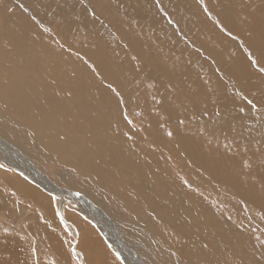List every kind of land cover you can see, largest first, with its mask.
<instances>
[{"label": "rangeland", "instance_id": "rangeland-1", "mask_svg": "<svg viewBox=\"0 0 264 264\" xmlns=\"http://www.w3.org/2000/svg\"><path fill=\"white\" fill-rule=\"evenodd\" d=\"M136 1L143 9L139 12V17L136 16L138 19H130L131 26L128 25L130 28L121 23L120 20L111 21L115 29L119 31V34L116 35V38L119 40L109 38V40H107L109 42L107 51L101 57L96 58L94 51L103 47L100 41H106L107 37L104 36L105 33L103 29L94 27L89 34H86L88 29L83 28L81 25L73 29L69 23L66 24L65 20H71V18L75 21L88 20L87 23H90L91 26H99L101 23L99 19H103L107 21V26L114 29L110 22L106 20L109 17L108 14L116 16L118 13L121 15L120 18H126L125 15L130 17L126 12L120 13L115 9L109 11L100 10L99 6L101 5V0H0V39L2 40H0V94L3 93L1 94L2 96L0 95V137L10 144L17 145L22 152L36 163L33 165L44 174L48 180H51L57 185L58 188L73 192L78 191L77 193L84 194L85 198L88 197L86 199L96 209L105 214L107 221L103 220V222L105 223L106 230L110 237L112 239L117 237L120 239L121 237V240L123 239L122 241L125 243L122 244L120 242L117 247L118 251H115L110 242V237L105 235L98 225H96L94 218L95 214L93 213L94 216H92L90 211H88V215L87 212H84L83 205L85 204L69 196L65 197V201H63L62 205L63 207H60L59 203H62L61 197L45 191L26 174L12 167L10 168V166L1 162L0 164H2L3 167L0 168V264H28L29 262L33 264H135L134 261H144L143 259L146 258L145 262L148 264H201V261L202 264H207L203 261L204 259H197L198 249H196L191 239L188 240L190 241L189 245L186 242V238L183 237L177 229L164 223V221L158 220V212H160V210H166L167 206L162 205L163 208L159 210H156L153 206L161 203V200L163 202L169 201L172 206L175 204L174 210L171 212L172 216H176L177 214L180 216H191L192 214L182 212L178 206L180 203H189L193 201V198H182V196L177 193V186L180 187L184 184L182 188L189 194L200 193L199 195L203 197L207 204L217 213L216 215H218L215 219H211L210 222H214L216 226L209 230V234H207L208 237L214 241L212 243H203L205 248H209V246L215 245L214 243L218 242V239H222V241L224 240L226 242V247L221 246V248L218 247L217 249L218 264H238L240 261L245 260L239 255L244 257L246 251H238L240 243H236L232 240L230 236L232 229L226 226L228 224L226 221H229L237 228H242L249 232L245 233V235L251 237V251L256 250L257 252H264V86H262L264 85V59L259 60L261 55L260 50L256 51V53L246 46H255L259 44L258 41L260 36H258L257 30L250 25V22L262 20L264 24V0H237V8H241L239 10L240 13H238L239 22L241 23V21L244 20L243 22L249 23V27L246 30L248 34L246 32V35L241 38V42L245 44L243 47L244 50L242 47H239L242 49L244 57H246L245 63L249 65L240 62H236L235 64L233 59H231L232 54H237L239 50L236 46L229 48L226 44L227 34L225 31L229 30L230 33L235 31L233 21L226 11L233 5L231 0ZM94 2H96L93 6L94 9L92 8L94 11H91V9L87 10L86 6H92ZM222 2L223 6L221 5ZM62 4L64 13L71 14L67 16L58 12V8L61 7ZM135 5L137 6V4ZM210 5L211 7H209ZM166 6H168V9ZM43 9L46 10L44 11ZM79 9L83 10L81 11ZM166 9L168 11L173 9V13H168L167 15L171 22L165 18V15L164 18L161 16L162 14H166ZM190 11L193 12L191 13ZM196 11L200 15L199 17H195ZM214 12L217 14L216 17H213L215 16ZM193 14L194 17L192 18ZM202 14L203 16H201ZM240 14L241 16H239ZM70 15L72 17H70ZM180 15H184L185 19H183V17H176ZM148 16L150 18H148ZM94 18H98V20ZM90 19L94 21L91 22ZM211 19L216 27L212 24ZM224 19L226 21L223 23ZM26 20L27 23L25 22ZM218 20L220 21L218 22ZM198 21H200V23ZM41 22L42 24L39 25ZM181 22L182 24H180ZM157 23L160 28H157L159 27ZM169 24L170 27H168ZM199 25L200 27H198ZM132 27L137 30L140 29L141 35L139 31L135 32L136 34H130L129 32L132 30ZM162 27H165L163 31ZM213 27L214 30H211ZM149 28H152L150 34L147 32L150 30ZM217 28L222 29L218 30ZM33 30L38 33H35ZM116 30H113L114 33H117ZM187 30L188 32H186ZM199 30L200 32H198ZM206 30L209 31L208 34ZM22 31L27 35L19 33ZM177 31H180V34ZM203 32H205V34ZM8 33L11 35L12 42L8 39ZM122 34H124V36ZM138 34L142 37H139ZM145 35L147 37H145ZM211 35L212 37L210 38ZM173 36H176L177 39ZM144 37L147 41L144 40ZM170 37H172V39H170ZM256 37L259 38L256 39ZM26 38V41H22ZM193 40L196 41L192 42ZM27 42H29V44ZM125 42L129 45H125ZM263 45L264 42L260 43L257 49ZM141 49L143 53L140 51ZM192 49L194 51L199 50L194 52ZM162 50L163 52H161ZM16 52H18L17 55ZM198 52L203 59L199 56ZM130 54L131 57L129 56ZM146 56L149 58L151 56L155 59L150 58L149 60ZM253 56H257L254 64L251 63ZM29 58H34V60H29ZM178 59L180 61H178ZM184 59L186 62H183ZM37 61L40 62L37 63ZM149 61H153V63ZM198 61L200 63H198ZM154 62L158 64H154ZM36 63L39 66L36 65ZM45 63H47L46 65L48 68ZM62 64L64 67H62ZM194 64L199 65L195 66ZM43 66L45 68H40ZM58 66L59 69L57 68ZM258 66L259 68L257 69L256 67ZM156 69L158 71L157 73ZM250 69L251 72L249 74ZM171 70L174 71L172 72ZM254 70L261 73V79L258 80V74H256ZM1 73L3 76H1ZM82 73H86L88 76L85 77L86 80L83 79L80 81L77 78ZM161 76H164V78ZM154 77L156 79H154ZM32 78L37 79V81ZM161 79H163V81H161ZM211 81H214L213 85ZM216 81L217 84L215 83ZM255 81L257 83L259 82L258 84L261 86ZM33 84H35V86ZM225 84L226 87L224 86ZM77 86H79V89ZM185 86H188V88ZM71 87L72 89H70ZM206 87L210 88L208 89ZM238 87H240V89ZM29 88L32 89L30 90ZM170 89H172V91ZM202 89L204 90L203 92ZM175 90L178 91L176 92ZM182 90H184V92ZM162 91H164V93ZM173 96L176 99H172ZM182 97L185 98V100ZM247 98L250 99L248 100ZM195 100L196 102H194ZM250 100L258 104H256V108H260V111H257L255 115L253 113L249 114L248 110H244L251 104ZM235 103H237V105ZM259 103L262 105H259ZM157 104L160 105V108ZM50 106H52L53 109H51ZM160 109L161 111H159ZM153 111L154 113H151ZM243 111H246L247 115H242L241 112ZM227 117H229V119ZM101 130L103 131L101 132ZM122 130L124 132H122ZM125 131L128 132L126 133ZM41 132L42 134H40ZM133 133H136V135ZM121 135L123 136L121 137ZM137 135H139V137ZM186 136L188 138L185 139ZM127 137L133 138L130 139ZM157 137L160 138V141ZM178 137H181V139ZM154 138L156 140L158 139L157 142ZM188 141L190 143H188ZM132 142L136 144H132ZM41 143L43 145H40ZM175 143H177L178 146L175 145ZM136 146L137 149L134 148ZM190 147L192 148L191 151L196 148L199 149L194 151L196 155L193 151H190ZM149 148H151L150 151L148 150ZM176 148H178V151ZM173 150L176 151L174 152ZM153 151H157V154ZM165 152L167 153L166 155H168L167 157L164 156ZM183 152H186L185 155ZM193 157L198 161H195ZM153 161H158L160 164L164 162L162 165L163 168L167 169L165 171L166 177L168 179L173 178V180H168L165 177L161 178H164L166 182L174 181L177 183V186H174L176 188V195H172V192H170L171 190L168 191L165 189L167 185H161V189L156 191V194L153 195L149 193L153 201L146 200V191L152 188L151 185L156 182L157 178H160L158 170L162 165H158ZM189 164H192V166ZM205 167H208L209 173L206 172L204 169ZM125 168H128V170ZM183 169L185 172H182ZM125 170H127V172ZM170 174L175 175V178L179 181L176 180L174 176H169ZM126 175L129 178H127ZM215 175L221 176V180L215 178ZM193 183L195 184L193 185ZM142 184L147 185V187ZM131 189L133 190L131 191ZM171 189H173V187ZM163 191H165V193ZM142 194L143 196H141ZM122 196L124 198H122ZM173 196H175V199ZM173 200H176L177 203H174ZM258 202L259 205L257 204ZM43 205H45V207ZM135 209H137L138 212ZM154 216L157 220H154L156 219ZM221 217L224 223L219 220ZM99 218L101 217L99 216ZM198 223L201 224V222ZM207 223L208 222L202 223L203 227L205 225L207 226ZM75 224L77 225L75 226ZM148 225L153 226V230ZM167 226L169 227L167 228ZM174 230L176 231L175 233ZM194 230H196V232L200 231V229ZM165 231L169 232L166 233ZM87 237H90L88 242L91 243L92 239L96 243V246L97 243H99V246L95 247L94 250L90 248V244L85 240ZM160 237L163 239L166 237L164 239V245H160L162 243ZM203 238L207 240V237ZM138 239L139 242L137 241ZM114 240L115 239H113V241ZM16 249H18V257L16 256ZM84 249H86V252ZM169 249H172V251H169ZM208 253H211V250L208 249ZM176 254L178 256H175ZM97 256L99 258H97ZM120 256L127 259L130 263H125ZM137 256H140V258ZM188 258L192 260L189 262L187 261ZM194 258H196L197 261H195ZM206 261H209V258ZM213 261L215 262L216 260L214 258L210 260V262ZM248 262L250 264L254 263L251 259L248 260Z\"/></svg>", "mask_w": 264, "mask_h": 264}, {"label": "bare ground", "instance_id": "bare-ground-1", "mask_svg": "<svg viewBox=\"0 0 264 264\" xmlns=\"http://www.w3.org/2000/svg\"><path fill=\"white\" fill-rule=\"evenodd\" d=\"M95 1V0H94ZM142 1H144V0H142ZM141 1V2H142ZM148 1V0H147ZM247 1V0H246ZM52 2V1H51ZM97 2V1H96ZM96 2H94V3H92V6H86V9L87 10H90L91 9V11H94L93 9V6H94V4L96 3ZM140 2V3H141ZM152 2V1H151ZM194 2V1H193ZM196 2V1H195ZM203 2V1H202ZM231 2L233 3V5H232V7L231 8H229V9H227L226 11L229 13V15H230V17H231V20L233 21V27H234V32L233 33H230L229 32V30L228 31H225V33L227 34V36H226V38H227V40H226V44L228 45V47L229 48H233V47H237V49L239 50V52L236 54V53H233L232 54V58L231 59H233V61L235 62V64H236V62H240V63H242V64H246V65H249L248 63H245V61H246V57H244V54H243V52H242V49H243V47L245 46V44L244 43H242L241 42V38H242V36H245L246 35V32H247V34H248V31H246L247 30V28L249 27L248 26V22L246 23V22H243V21H241V23L239 22V20H238V13H240V9L239 8H237L238 6H237V0H231ZM260 2H262V1H260ZM62 3V2H61ZM185 3V2H184ZM197 3V2H196ZM218 3V2H217ZM229 3H230V1H229ZM135 4H137V6L135 5ZM150 4H152V3H150ZM149 4V5H150ZM198 4V3H197ZM223 4V2L221 3V5ZM239 4V3H238ZM146 5V4H145ZM207 5V4H206ZM209 5V4H208ZM228 5V4H227ZM261 5V4H260ZM264 5V4H263ZM148 6V5H147ZM152 6V5H151ZM157 6V5H156ZM184 6V5H183ZM198 6V5H197ZM223 6V5H222ZM249 6V5H248ZM251 6V5H250ZM17 7V6H16ZM100 7V10H104V11H109V10H111V9H115L116 11H118V12H120V13H124V12H126L130 17H128V16H126L125 15V17L126 18H120V16L121 15H119L118 13H117V15L116 16H114V15H112V14H108L109 15V17H108V19H106V20H108L109 22H110V24H111V26H113V28L114 29H112L110 26H107L106 24H107V21H104L103 19H99L100 21H101V23H100V25L99 26H91L90 25V23H87V21L88 20H79V21H75V20H72L73 18H71V20H65L66 21V24L67 23H69L70 25H71V28H73L74 29V27H77L78 25H81V26H83V28H85V29H88L87 30V33L86 34H89L93 29H94V27H96L97 29H103V31H104V36H107L106 37V41H100V44H102V48H100V49H98V50H96V51H94V53H95V55H96V58H99V57H101L106 51H107V49H108V46H109V42L107 41V40H109V38H113L114 40H117L118 38H116V35H118L119 34V31H117L116 29H115V27H114V24L113 23H111V21H113V20H120L121 21V23H123L124 25H130L131 26V22H130V19L132 20H134L135 18L136 19H138L136 16H138L139 15V12L141 11V9H142V6H140L139 5V3L136 1V0H101V5L99 6ZM209 7H211V5L209 6ZM58 8V7H57ZM78 8H79V6H78ZM93 8V9H92ZM148 8V7H147ZM146 8V9H147ZM166 8L168 9V6H166ZM187 8V7H186ZM192 9H194L193 7H191ZM198 8H199V6H198ZM253 8H255V7H253ZM26 9V8H25ZM166 9V14H162L161 16L164 18V15H165V18L168 20V21H170V18L169 17H167V15H168V13H173V9H171V10H167ZM191 9V10H192ZM210 9V8H209ZM208 9V10H209ZM256 9V8H255ZM262 9V8H261ZM30 10V9H29ZM44 10V9H43ZM46 10V9H45ZM44 10V11H45ZM79 10H83V9H79ZM143 10V9H142ZM158 10V9H157ZM196 10H197V8H196ZM203 10V9H202ZM214 10V9H213ZM264 10V9H263ZM41 11V10H40ZM193 11H195V10H193ZM192 11V12H193ZM216 11V10H215ZM58 12H60V14H63V15H67L68 16V14H71V13H64V11H63V4H62V6L61 7H59L58 8ZM111 12H113V11H111ZM152 12V11H151ZM155 12V11H154ZM162 12V11H161ZM191 12V11H190ZM191 12V13H192ZM204 12V11H203ZM213 12V11H212ZM241 12H242V10H241ZM115 13V12H114ZM208 13H209V11H208ZM215 13V12H214ZM255 13V12H254ZM146 14V13H145ZM151 14V13H150ZM220 14H222V13H220ZM219 14V15H220ZM245 14V13H244ZM248 14V13H247ZM6 15V14H5ZM40 15V14H39ZM192 15V14H191ZM216 13H215V16H213V17H216ZM224 15V14H223ZM1 16V15H0ZM13 16V15H12ZM24 16V15H23ZM66 16V17H67ZM152 16V15H151ZM200 15L198 14V12L196 11L195 12V17H199ZM201 16H203V14L201 15ZM239 16H241V14L239 15ZM26 17V16H25ZM48 17V16H47ZM70 17H72L71 15H70ZM139 17V16H138ZM161 17V18H162ZM176 17H183V19H185L184 18V15H180V16H176ZM194 17V14H193V16H192V18ZM221 17V16H220ZM219 17V18H220ZM229 17V18H230ZM258 17V16H257ZM19 18V17H18ZM22 18V17H21ZM49 18V17H48ZM148 18H150L149 16H148ZM222 18V17H221ZM220 18V19H221ZM228 18V19H229ZM244 18V17H243ZM95 20H98V18H94ZM151 19H152V17H151ZM213 19V18H212ZM211 19V20H212ZM226 19V18H225ZM224 19V21H223V23L226 21ZM240 19V18H239ZM249 19V18H248ZM16 20V19H15ZM127 20V21H126ZM147 20V19H146ZM159 20H160V18H159ZM202 20V19H201ZM205 20V19H204ZM17 21H18V19H17ZM22 21V20H21ZM30 21V20H29ZM29 21H28V23H29ZM90 21L92 22V21H94L93 19H90ZM147 21H149V20H147ZM146 21V22H147ZM220 20H218V22H219ZM22 22H24V21H22ZM26 23H27V20L25 21ZM40 22V21H39ZM50 22H52V21H50ZM133 22V21H132ZM153 22V21H152ZM157 22V21H156ZM171 22V21H170ZM169 22V23H170ZM188 22V21H187ZM199 23H200V21H198ZM203 22V21H202ZM209 22V21H208ZM249 22H250V20H249ZM10 23V22H9ZM21 23V22H20ZM25 23V24H26ZM65 23V22H64ZM160 23H161V20H160ZM163 23V22H162ZM168 23V22H167ZM190 23V22H189ZM195 23V22H194ZM214 22H213V20H212V24H213ZM216 23H217V21H216ZM222 23V24H223ZM25 24H23V25H25ZM31 24V23H30ZM36 24V23H35ZM42 24V22L39 24V25H41ZM53 24V23H52ZM158 24V23H157ZM180 24H182V22L180 23ZM184 24V23H183ZM196 24V23H195ZM204 24V23H203ZM206 24V23H205ZM18 25V24H17ZM22 25V26H23ZM27 25V24H26ZM136 25V24H135ZM150 25V24H149ZM210 25V24H209ZM214 25V24H213ZM224 25V24H223ZM222 25V26H223ZM250 25H252L253 26V28L254 29H256L257 30V34H258V36H260V39H259V44L260 43H262V42H264V24H263V22H262V20H259V21H251L250 22ZM138 26V25H137ZM142 26V25H141ZM157 26H159V24L157 25ZM196 26H197V24H196ZM201 26H203V25H201ZM207 26H208V23H207ZM212 26V25H211ZM215 26V25H214ZM226 26V25H225ZM2 27H4V26H2ZM16 27V26H15ZM29 27H30V25H29ZM32 27V26H31ZM68 27V26H67ZM110 27V28H109ZM129 27V26H128ZM127 27V28H128ZM135 27V26H134ZM139 27V26H138ZM152 27V26H151ZM168 27H170V24H169V26ZM198 27H200V25L198 26ZM210 27V26H209ZM216 27V26H215ZM219 27V26H218ZM229 27H230V23H229ZM232 27V28H233ZM25 28V27H24ZM24 28H21V29H24ZM27 28V27H26ZM130 28V27H129ZM139 28H141V27H139ZM157 28H160V26L159 27H157ZM165 28V27H164ZM163 27H162V31H163V29H164ZM172 28V27H171ZM197 28V27H196ZM204 28V27H203ZM208 28V27H207ZM231 28V29H232ZM20 29V28H19ZM146 29H147V26H146ZM150 29V28H149ZM152 29V28H151ZM149 30V31H147L149 34H150V32L152 31V30ZM156 29V28H155ZM188 29V28H187ZM205 29V28H204ZM218 29V28H217ZM220 29H222V28H220ZM220 29H218V30H220ZM113 30H116L117 31V33H114V31ZM123 30V29H122ZM127 30V29H126ZM125 30V31H126ZM140 30V29H139ZM139 30H137L136 28H133L132 27V30L129 32L130 34H136L135 32H138ZM148 30V29H147ZM161 30V29H160ZM159 30V31H160ZM211 30H214V27H213V29H211ZM210 30V31H211ZM233 30V29H232ZM232 30H230V31H232ZM24 31H26V30H24ZM34 31V30H33ZM121 31V30H120ZM155 31V30H154ZM167 31V30H166ZM169 31V30H168ZM176 31V30H175ZM180 31H181V29H180ZM180 31L178 32L179 34H180ZM189 31H190V29H189ZM207 31V34H208V30H206ZM250 31V30H249ZM255 31V30H254ZM28 32V31H27ZM35 32V31H34ZM37 32V31H36ZM35 32V33H36ZM124 32V31H123ZM122 32V33H123ZM127 32V31H126ZM140 32V31H139ZM170 32V31H169ZM186 32H188V30L186 31ZM198 32H200V30L198 31ZM211 32H213V31H211ZM19 33H22V34H25V33H23V31L22 32H19ZM29 33V32H28ZM38 33V32H37ZM128 33V32H127ZM173 34H175L174 32H172ZM191 33V32H190ZM189 33V34H190ZM202 33V32H201ZM204 34H205V32H203ZM213 33H215V32H213ZM63 34V33H62ZM69 34V33H68ZM107 34V35H106ZM129 34V35H130ZM140 35H141V32L139 33ZM138 34V35H139ZM164 34V33H163ZM179 34H177V35H179ZM182 34V33H181ZM184 34V33H183ZM188 34V35H189ZM210 34V33H209ZM217 34H218V32H217ZM220 34H222V33H220ZM21 35V34H20ZM25 35H27V34H25ZM38 35V34H37ZM42 35V34H41ZM123 36H124V34H122ZM139 35V37H142V36H140ZM146 35H148V34H146ZM145 35V37H147ZM166 35H168V34H166ZM186 35V34H185ZM213 35H215V34H213ZM254 35V34H253ZM22 36V35H21ZM163 36V35H162ZM14 37V36H13ZM25 37V36H24ZM134 37H136V36H134ZM133 37V38H134ZM145 37H144V40H146L147 41V39H145ZM168 37V36H167ZM174 37V36H173ZM181 37V36H180ZM183 37H184V35H183ZM198 37V36H197ZM208 37V36H207ZM212 37V35L210 36V38ZM220 37H221V35H220ZM225 37V36H224ZM4 38V37H3ZM15 38V37H14ZM20 38V37H19ZM18 38V39H19ZM128 38V37H127ZM160 38V37H159ZM165 38V37H164ZM174 38H176V36L174 37ZM209 38V39H210ZM217 38V37H216ZM247 38V37H246ZM259 38V37H258ZM257 37H256V39H258ZM8 39H9V41L10 42H12V40H11V35L8 33ZM24 39V38H23ZM30 39V38H29ZM37 39V38H36ZM35 39V40H36ZM138 39H141V38H138ZM149 39V38H148ZM169 39V38H168ZM170 39H172V37H170ZM177 39V38H176ZM192 39V38H191ZM190 39V40H191ZM193 39H194V37H193ZM201 39V38H200ZM200 39H198V40H200ZM224 39V38H223ZM252 39H254V38H252ZM1 40V39H0ZM15 40H16V38H15ZM27 40V38L25 39V40H22V41H26ZM31 40V39H30ZM34 40V41H35ZM39 40V39H38ZM37 40V41H38ZM119 40V39H118ZM124 40V39H123ZM141 40H143V39H141ZM160 40V39H159ZM183 40V39H182ZM211 40V39H210ZM213 40V39H212ZM221 40V39H220ZM2 41V40H1ZM21 41V40H20ZM32 41V40H31ZM135 41V40H134ZM138 41V40H137ZM164 41V40H163ZM180 41V40H179ZM196 41V40H195ZM194 40L192 41V42H195ZM201 41V40H200ZM199 41V42H200ZM15 42V41H14ZM168 42V41H167ZM171 42V41H170ZM178 42V41H177ZM181 42V41H180ZM189 42H191V41H189ZM205 42V41H204ZM218 42V41H217ZM216 42V43H217ZM221 42H224V41H221ZM249 42V41H248ZM253 42V41H252ZM18 43V42H17ZM24 43V42H23ZM22 43V44H23ZM28 44H29V42H27ZM33 43V42H32ZM187 43V42H186ZM185 43V44H186ZM201 43V42H200ZM200 43H199V45H200ZM219 43V42H218ZM225 43V42H224ZM254 43V42H253ZM1 44V43H0ZM19 44V43H18ZM44 44V43H43ZM46 44V43H45ZM127 44V42H125V45ZM131 44V43H130ZM147 44V43H146ZM169 44V43H168ZM194 44V43H193ZM201 44H203V43H201ZM255 44V43H254ZM258 44V45H259ZM8 45V44H7ZM11 45V44H10ZM129 44H127V46H128ZM144 45V44H143ZM149 45V44H148ZM158 45V44H157ZM156 45V46H157ZM160 45V44H159ZM171 45V44H170ZM169 45V46H170ZM179 45H180V43H179ZM178 45V46H179ZM189 45V44H188ZM188 45H186V46H188ZM192 45V44H191ZM205 45V44H204ZM220 45V44H219ZM223 45H225V44H223ZM258 45H253V46H250V45H246V46H248L253 52H256V51H261V55H260V58H259V60H262V59H264V45L263 46H260L258 49H257V46ZM34 46V45H33ZM78 46V45H77ZM147 46V45H146ZM155 46V47H156ZM164 46V45H163ZM197 46V45H196ZM201 46V45H200ZM221 46H222V44H221ZM36 47V46H35ZM150 47V46H149ZM154 47V48H155ZM165 47V46H164ZM173 47H174V45H173ZM176 47H177V45H176ZM191 47V46H190ZM205 47H206V45H205ZM239 47H242V49H240ZM28 48H29V46H28ZM31 48H33V47H31ZM42 48V47H41ZM141 48V47H140ZM153 48V49H154ZM166 48V47H165ZM178 48V47H177ZM181 48H182V46H181ZM189 48V47H188ZM194 48V47H193ZM220 48V47H219ZM127 49H128V47H127ZM168 49V48H167ZM173 49V48H172ZM175 49V48H174ZM200 49V48H199ZM198 49V50H199ZM203 49H205V48H203ZM221 49V48H220ZM222 49H223V47H222ZM246 49H247V47H246ZM3 50V49H2ZM7 50V49H6ZM18 50V49H17ZM22 50V49H21ZM30 50H32V49H30ZM35 50V49H34ZM37 50V49H36ZM40 50H42V49H40ZM40 50H39V52H40ZM152 50V49H151ZM164 50V49H163ZM163 50L161 51V52H163ZM180 50V49H179ZM182 50V49H181ZM193 50V49H192ZM191 50V51H192ZM197 50V51H198ZM212 50V49H211ZM244 50V49H243ZM43 51V50H42ZM110 51V50H109ZM134 51V50H133ZM136 51V50H135ZM141 52H142V49L140 50ZM144 51H146V50H144ZM182 51H184V50H182ZM194 51V50H193ZM197 51H194V52H197ZM228 51V50H227ZM246 51V50H245ZM248 51V50H247ZM250 51V50H249ZM19 52V51H18ZM18 52H16V55H17V53ZM22 52V51H21ZM36 52H38V51H36ZM128 52V51H127ZM138 52V51H137ZM150 52V51H149ZM157 52H158V48H157ZM207 52L209 53V51H208V49H207ZM13 53V52H12ZM31 53H33V52H31ZM135 53V52H134ZM143 53V52H142ZM141 53V54H142ZM152 53V52H151ZM153 53H155V52H153ZM166 53H167V51H166ZM199 53V52H198ZM246 53V52H245ZM257 53V52H256ZM139 54V53H138ZM157 54V53H156ZM162 54V53H161ZM161 54H160V56H161ZM168 54H170V53H168ZM183 54V53H182ZM227 54H229V53H227ZM230 54H231V51H230ZM254 54V53H253ZM25 55V54H24ZM27 55V54H26ZM30 55V54H29ZM34 55V54H33ZM49 55H51V54H49ZM49 55H47V56H49ZM145 55H146V53H145ZM162 55H164V54H162ZM174 55H175V53H174ZM174 55H172L173 57H175ZM180 55H181V53H180ZM185 55V54H184ZM247 55V54H246ZM249 55V54H248ZM15 56V55H14ZM19 56H20V54H19ZM22 56V55H21ZM31 56V55H30ZM130 57H131V54L129 55ZM135 56V55H134ZM140 56V55H139ZM149 56V55H148ZM153 56H154V54H153ZM157 56V55H156ZM165 56V55H164ZM199 56H200V53H199ZM206 56V55H205ZM211 56H212V54H211ZM228 56V55H227ZM9 57V56H8ZM16 57V56H15ZM37 57H38V55H37ZM42 57H44V56H42ZM45 57H46V55H45ZM44 57V58H45ZM144 57V56H143ZM147 57V56H146ZM176 57H178V56H176ZM180 57V56H179ZM186 57V56H185ZM188 57H189V55H188ZM188 57H186V58H188ZM192 57V56H191ZM201 57V56H200ZM220 57V56H219ZM225 57V56H224ZM257 56H253L252 57V61H251V59H250V61H251V63H253L254 64V62H256L255 61V58H256ZM12 58H13V55H12ZM26 58V57H25ZM35 58V57H34ZM34 58H31L32 60H34ZM41 58V57H40ZM60 58V57H59ZM147 58H149V57H147ZM150 58H154V57H151L150 56ZM150 58H149V60H150ZM172 58V57H171ZM190 58V57H189ZM188 58V59H189ZM202 59H203V57H201ZM216 58V57H215ZM229 58V57H228ZM2 59V58H1ZM19 59V58H18ZM30 58H29V60H31ZM46 59V58H45ZM125 59V58H124ZM155 59V58H154ZM153 59V60H154ZM164 59V58H163ZM191 59V58H190ZM198 59H200V58H198ZM27 60V59H26ZM50 60V59H49ZM60 60V59H59ZM64 60V59H63ZM78 60V59H77ZM129 60V59H128ZM135 60V59H134ZM143 60V59H142ZM145 60V59H144ZM157 60V59H156ZM172 60H174V59H172ZM171 60V61H172ZM182 60V59H181ZM19 61V60H18ZM22 61V60H21ZM25 61V60H24ZM46 61V60H45ZM58 61V60H57ZM60 61H62V60H60ZM70 61V60H69ZM68 61V62H69ZM132 61V60H131ZM147 61V60H146ZM145 61V62H146ZM168 61V60H167ZM178 61H180L179 59H178ZM185 61V59L183 60V62ZM192 61V60H191ZM201 61V60H200ZM209 61V60H208ZM222 61V60H221ZM220 61V62H221ZM223 61H224V59H223ZM225 61H226V58H225ZM249 61V62H250ZM20 62V61H19ZM35 62V61H34ZM38 62H40V61H37V63ZM43 62V61H42ZM50 62V61H49ZM130 62V61H129ZM150 63H153V61L151 62V61H149ZM161 62H162V60H161ZM175 62H176V60H175ZM186 62V61H185ZM202 62V61H201ZM248 62V61H247ZM14 63H16V62H14ZM36 63V65H38ZM48 63V62H47ZM47 63H45V65L47 64ZM53 63V62H52ZM60 63V62H59ZM137 63V62H136ZM196 63V62H195ZM198 63H200L199 61H198ZM231 63V62H230ZM18 64H20V63H18ZM28 64V63H27ZM41 64V63H40ZM44 64V63H43ZM143 64V63H142ZM154 64H158V63H155L154 62ZM153 64V65H154ZM163 64V63H162ZM184 64V63H183ZM207 64H208V62H207ZM207 64H206V66H207ZM22 65V64H21ZM26 65V64H25ZM29 65V64H28ZM52 65V64H51ZM195 65V64H194ZM193 65V66H194ZM199 65V64H198ZM198 65H195V66H198ZM233 65V64H232ZM231 65V66H232ZM252 65V64H251ZM39 66V65H38ZM42 66V65H41ZM47 66V65H46ZM65 66H66V64H65ZM141 66V65H140ZM139 66V67H140ZM156 66V65H155ZM154 66V67H155ZM161 66V65H160ZM203 66H205V65H203ZM239 66V65H238ZM237 66V67H238ZM256 66V65H255ZM10 67V66H9ZM21 67H23V66H21ZM25 67V66H24ZM50 67V66H49ZM62 67H64L63 66V64H62ZM136 67H137V64H136ZM168 67V66H167ZM181 67V66H180ZM200 67H201V65H200ZM235 67V66H234ZM233 67V68H234ZM253 67V66H252ZM40 68H45L44 66L43 67H40ZM47 68H48V66H47ZM58 69H59V66L57 67ZM56 68V69H57ZM141 68V67H140ZM156 68V67H155ZM163 68V67H162ZM169 68V67H168ZM186 68V67H185ZM195 68V67H194ZM202 68V67H201ZM257 69L259 68V66L258 67H256ZM255 68V69H256ZM5 69V68H4ZM28 69V68H27ZM39 69V68H38ZM52 69H53V67H52ZM133 69V68H132ZM175 69V68H174ZM189 69V68H188ZM226 69H227V67H226ZM247 69V68H246ZM41 70V69H40ZM46 70V69H45ZM50 70H51V68H50ZM64 70V69H63ZM133 70H136V69H133ZM179 70V69H178ZM205 70V69H204ZM4 71V70H3ZM72 71V70H71ZM163 71V70H162ZM172 72L174 71V70H171ZM176 71V70H175ZM190 71V70H189ZM188 71V72H189ZM228 71V70H227ZM229 71H230V69H229ZM237 71V70H236ZM18 72H19V70H18ZM44 72V71H43ZM43 72H42V75H43ZM135 72V71H134ZM149 72V71H148ZM158 71H157V69H156V73H157ZM179 72V71H178ZM234 72V71H233ZM245 72V71H244ZM250 72H251V69L249 70V74H250ZM254 72L256 73V74H258V80L259 79H261V76H260V72H256V70H254ZM20 73V72H19ZM29 73V72H28ZM41 73V72H40ZM46 73V72H45ZM55 73V72H54ZM170 73V72H169ZM175 73V72H174ZM231 73V72H230ZM230 73H228V74H230ZM254 73V74H255ZM2 74V73H1ZM24 74V73H23ZM22 74V75H23ZM52 74V73H51ZM50 74V75H51ZM58 74V73H57ZM144 74H145V72H144ZM149 74H150V72H149ZM153 74V73H152ZM162 74V73H161ZM160 74V75H161ZM165 74V73H164ZM201 74V73H200ZM241 74V73H240ZM248 74V75H249ZM252 74V73H251ZM21 75V74H20ZM48 75H49V73H48ZM48 75H46V76H48ZM68 75V74H67ZM148 75V74H147ZM151 75V74H150ZM149 75V76H150ZM239 75V74H238ZM243 75V74H242ZM248 75H246V76H248ZM1 76H3V74L1 75ZM26 76V75H25ZM38 76V75H37ZM45 76V77H46ZM88 75L86 74V73H82L77 79L78 80H80V81H82L83 79H85V77H87ZM136 76V75H135ZM165 76H167V75H165ZM203 76V75H202ZM227 76V75H226ZM251 76V75H250ZM39 77V76H38ZM123 77V76H122ZM160 77V76H159ZM161 77H163L164 78V76H161ZM190 77H191V75H190ZM41 78V77H40ZM166 78V77H165ZM196 78V77H195ZM230 78V77H229ZM235 78V77H234ZM238 78V77H237ZM244 78H245V76H244ZM257 78V77H256ZM28 79V78H27ZM33 79V78H32ZM31 79V80H32ZM41 79H43V78H41ZM63 79V78H62ZM65 79V78H64ZM137 79V78H136ZM139 79V78H138ZM144 79V78H143ZM152 79V78H151ZM154 79H156L155 77H154ZM220 79V78H219ZM224 79H225V77H224ZM255 79V78H254ZM33 80H36L37 81V79H33ZM86 80V79H85ZM134 80V79H133ZM171 80H172V78H171ZM184 80V79H183ZM202 80V79H201ZM222 80H223V78H222ZM232 80H234V79H232ZM240 80V79H239ZM25 81V80H24ZM63 81V80H62ZM67 81V80H66ZM160 81V80H159ZM161 81H163V79H161ZM167 81H168V79H167ZM197 81V80H196ZM198 81H199V79H198ZM197 81V82H198ZM230 81V80H229ZM235 81V80H234ZM28 82H29V80H28ZM145 82H146V80H145ZM182 82H184V81H182ZM212 82V81H211ZM214 82V81H213ZM212 82V85L214 84ZM224 82V81H223ZM226 82V81H225ZM256 82V81H255ZM36 83V82H35ZM62 83V82H61ZM68 83V82H67ZM155 83V82H154ZM167 83V82H166ZM193 83V82H192ZM216 84H217V81L215 82ZM232 83V82H231ZM235 83V82H234ZM257 83V82H256ZM259 83V82H258ZM257 83V84H258ZM25 84H26V82H25ZM43 84V83H42ZM170 84H171V82H170ZM182 84V83H181ZM195 84V83H194ZM220 84V83H219ZM235 84H237V83H235ZM243 84V83H242ZM4 85V84H3ZM34 86H35V84H33ZM33 85H30V86H33ZM37 85V84H36ZM44 85V84H43ZM46 85V84H45ZM169 85V84H168ZM185 85V84H184ZM205 85V84H204ZM203 85V86H204ZM209 85V84H208ZM207 85V86H208ZM238 85V84H237ZM240 85V84H239ZM247 85V84H246ZM258 85H260V84H258ZM26 86V85H25ZM81 86V85H80ZM171 86V85H170ZM198 86V85H197ZM225 87H226V84L224 85ZM228 86H230V85H228ZM250 86V85H249ZM261 86V85H260ZM262 86H264V85H262ZM27 87V86H26ZM70 87V86H69ZM78 87V89H79V86H77ZM159 87H161V86H159ZM168 87V86H167ZM173 87V86H172ZM185 87H187L188 88V86H185ZM244 87V86H243ZM4 88V87H3ZM34 88V87H33ZM138 88V87H137ZM161 88H163V87H161ZM174 88V87H173ZM201 88V87H200ZM206 88H208V87H206ZM210 88V87H209ZM208 88V89H209ZM218 88V87H217ZM222 88V87H221ZM239 89H240V87H238ZM30 89V88H29ZM32 89V88H31ZM30 89V90H31ZM70 89H72V87L70 88ZM77 89V88H76ZM120 89V88H119ZM208 89H207V92H208ZM219 89V88H218ZM225 89V88H224ZM253 89V88H252ZM6 90V89H5ZM4 90V91H5ZM164 90V89H163ZM171 91H172V89H170ZM189 90V89H188ZM206 90V89H205ZM229 90V89H228ZM231 90H233V89H231ZM1 91V90H0ZM45 91V90H44ZM78 91H80V90H78ZM84 91V90H83ZM101 91V90H100ZM137 91V90H136ZM165 91V90H164ZM164 91H162L163 93H164ZM176 92L178 91V90H175ZM183 92H184V90H182ZM204 90L202 89V92H203ZM216 91V90H215ZM230 91V90H229ZM5 92H7V91H5ZM54 92V91H53ZM166 92H168V91H166ZM173 92H174V90H173ZM241 92V91H240ZM253 92V91H252ZM59 93V92H58ZM90 93V92H89ZM132 93V92H131ZM169 93V92H168ZM1 94H3V93H1ZM0 94V95H1ZM7 94V93H6ZM56 94V93H55ZM74 94V93H73ZM85 94H87V93H85ZM96 94V93H95ZM125 94V93H124ZM138 94V93H137ZM171 94H172V92H171ZM175 94V93H174ZM180 94V93H179ZM181 94H182V92H181ZM243 94V93H242ZM255 94V93H254ZM257 94V93H256ZM263 94V93H262ZM116 95V94H115ZM177 95V94H176ZM184 95V94H183ZM198 95H199V93H198ZM222 95V94H221ZM261 95V94H260ZM2 96V95H1ZM58 96V95H57ZM175 96V95H174ZM174 96H173V98L172 99H176V98H174ZM209 96H210V94H209ZM229 96V95H228ZM245 96V95H244ZM85 97V96H84ZM140 97V96H139ZM176 97H178V96H176ZM251 97V96H250ZM4 98V97H3ZM2 98V99H3ZM138 98V97H137ZM141 98V97H140ZM139 98V99H140ZM168 98V97H167ZM183 98V97H182ZM215 98V97H214ZM226 98H228V97H226ZM229 98H230V96H229ZM5 99V98H4ZM119 99V98H118ZM169 99V98H168ZM178 99V98H177ZM184 100H185V98H183ZM248 99V98H247ZM250 99V98H249ZM248 99V100H249ZM44 100V99H43ZM84 100V99H83ZM88 100V99H87ZM188 100V99H187ZM216 100V99H215ZM222 100V99H221ZM254 100H255V98H254ZM97 101V100H96ZM147 101V100H146ZM156 101V100H155ZM160 101V100H159ZM171 101V100H170ZM190 101H191V99H190ZM200 101V100H199ZM244 101V100H243ZM247 101V100H246ZM260 101V100H259ZM93 102V101H92ZM95 102V101H94ZM187 102V101H186ZM189 102V101H188ZM194 102H196V100L194 101ZM219 102V101H218ZM217 102V103H218ZM250 102H251V100H250ZM249 102V103H250ZM110 103V102H109ZM151 103V102H150ZM149 103V104H150ZM154 103V102H153ZM152 103V104H153ZM223 103V102H222ZM28 104H29V102H28ZM55 104V103H54ZM174 104V103H173ZM190 104V103H189ZM201 104V103H200ZM227 104V103H226ZM236 105H237V103H235ZM257 103L256 102H251V104L249 105V107H246V109H244V110H248V112H249V114L250 113H253L254 115L256 114V112L257 111H260V108H256L255 106H257L256 105ZM60 105V104H59ZM83 105V104H82ZM158 106H159V108H160V105L159 104H157ZM235 105V106H236ZM259 105H262V104H260L259 103ZM54 106V105H53ZM148 106V105H147ZM163 106V105H162ZM168 106V105H167ZM220 106V105H219ZM66 107V106H65ZM70 107V106H69ZM102 107V106H101ZM109 107V106H108ZM150 107V106H149ZM154 107V106H153ZM214 107V106H213ZM244 107V108H245ZM49 108V107H48ZM50 108L51 109H53V107L52 106H50ZM133 108V107H132ZM144 108V107H143ZM151 108H152V106H151ZM185 108H187V107H185ZM184 108V109H185ZM231 108V107H230ZM234 108V107H233ZM239 108H241V107H239ZM2 109V108H1ZM150 109V108H149ZM157 109V108H156ZM4 110V109H3ZM140 110V109H139ZM141 110H142V108H141ZM163 110V109H162ZM215 110V109H214ZM227 110V109H226ZM229 110V109H228ZM262 110V109H261ZM156 111V110H155ZM159 111H161V109L159 110ZM206 111V110H205ZM211 111V110H210ZM143 112V111H142ZM62 113V112H61ZM69 113V112H68ZM151 113H154V111L153 112H151ZM115 114V113H114ZM156 114V113H155ZM164 114V113H163ZM219 114V113H218ZM222 114V113H221ZM225 114V113H224ZM228 114V113H227ZM241 114L242 115H247V112L246 111H243V112H241ZM169 115V114H168ZM199 115V114H198ZM226 115V114H225ZM229 115V114H228ZM241 115V116H242ZM132 116V115H131ZM157 116V115H156ZM156 116H155V118H156ZM220 116V115H219ZM60 117V116H59ZM129 117V116H128ZM161 117V116H160ZM165 117V116H164ZM194 117V116H193ZM232 117V116H231ZM133 118V117H132ZM172 118H174V117H172ZM212 118V117H211ZM228 119H229V117H227ZM248 118V117H247ZM58 119V118H57ZM148 119V118H147ZM202 119V118H201ZM242 119V118H241ZM173 120V119H172ZM226 120V119H225ZM156 121V120H155ZM169 121V120H168ZM174 121V120H173ZM222 121V120H221ZM246 121V120H245ZM58 122H59V120H58ZM63 122V121H62ZM133 122H135V121H133ZM146 122H147V120H146ZM162 122V121H161ZM171 122V121H170ZM170 122H168V123H170ZM188 122V121H187ZM215 122V121H214ZM55 123V122H54ZM136 123V122H135ZM151 123V122H150ZM176 123V122H175ZM182 123V122H181ZM185 123V122H184ZM56 124H59V123H56ZM113 124H114V122H113ZM148 124V123H147ZM163 124V123H162ZM62 125V124H61ZM69 125V124H68ZM153 125V124H152ZM155 125H156V123H155ZM217 125V124H216ZM127 127V126H126ZM165 127H167V126H165ZM47 128H48V126H47ZM100 128V127H99ZM61 129V128H60ZM101 129V128H100ZM125 129V128H124ZM132 129H133V127H132ZM149 129H150V127H149ZM157 129V128H156ZM160 129V128H159ZM105 130V129H104ZM113 130V129H112ZM111 130V131H112ZM129 130H130V128H129ZM56 131V130H55ZM73 131V130H72ZM103 130H101V132H102ZM137 131V130H136ZM149 131V130H148ZM151 131V130H150ZM152 131H154V130H152ZM99 132V131H98ZM108 132V131H107ZM122 132H124L123 130H122ZM121 132V133H122ZM126 132V131H125ZM128 132V131H127ZM126 132V133H127ZM140 132V131H139ZM145 132V131H144ZM202 132V131H201ZM45 133V132H44ZM105 133V132H104ZM225 133H227V132H225ZM36 134H39V133H36ZM40 134H42V132L40 133ZM39 134V135H40ZM46 134V133H45ZM96 134V133H95ZM106 134V133H105ZM118 134V133H117ZM116 134V135H117ZM133 134H135L136 135V133H133ZM149 134V133H148ZM151 134H153V133H151ZM182 134V133H181ZM198 134V133H197ZM102 135H104V134H102ZM115 135V134H114ZM140 135V134H139ZM139 135H137L138 137H139ZM146 135V134H145ZM173 135V134H172ZM185 135V134H184ZM62 136V135H61ZM75 136V135H74ZM109 136V135H108ZM123 135H121V137H122ZM127 136V135H126ZM148 136V135H147ZM149 136H150V134H149ZM178 136V135H177ZM180 136V135H179ZM50 137V136H49ZM120 137V136H119ZM138 137H137V139H138ZM152 137V136H151ZM184 137V136H183ZM127 138H130V137H127ZM133 138V137H132ZM132 138H130V139H132ZM158 138V137H157ZM179 138V137H178ZM186 138H188L187 136L185 137V139ZM141 139V138H140ZM142 139H143V137H142ZM152 139V138H151ZM159 139V141H160V138H158ZM157 139V140H158ZM179 139H181V137L179 138ZM178 139V140H179ZM43 140V139H42ZM74 140V139H73ZM104 140V139H103ZM154 140H156L155 138H154ZM157 140H156V142H157ZM162 140V139H161ZM129 141V140H128ZM135 141V140H134ZM151 141H153V140H151ZM129 142H131V141H129ZM154 142V141H153ZM163 142V141H162ZM178 142V141H177ZM180 142V141H179ZM185 142V141H184ZM37 143H39V142H37ZM104 143V142H103ZM112 143V142H111ZM121 143V142H120ZM133 143H135V142H132V144ZM188 143H190L189 141H188ZM36 144V143H35ZM70 144V143H69ZM88 144V143H87ZM113 144V143H112ZM136 144V143H135ZM134 144V145H135ZM165 144V143H164ZM168 144V143H167ZM174 144V143H173ZM185 144V143H184ZM184 144H183V146H184ZM193 144V143H192ZM37 145V144H36ZM40 145H43L42 143L40 144ZM76 145V144H75ZM106 145V144H105ZM128 145H129V143H128ZM175 145H177V143H175ZM190 145V144H189ZM194 145V144H193ZM196 145V144H195ZM34 146V145H33ZM99 146V145H98ZM172 146H174V145H172ZM178 146V145H177ZM177 146H175V147H177ZM191 146V145H190ZM100 147V146H99ZM99 147H97V148H99ZM103 147V146H102ZM101 147V148H102ZM118 147V146H117ZM127 147V146H126ZM130 147V146H129ZM128 147V148H129ZM139 147V146H138ZM161 147V146H160ZM167 147H170V146H167ZM188 147V146H187ZM37 148V147H36ZM134 148H136L137 149V146L136 147H134ZM194 148V147H193ZM201 148V147H200ZM31 149V148H30ZM45 149V148H44ZM115 149V148H114ZM171 149V148H170ZM179 149H180V147H179ZM191 147H190V151H191ZM197 149V148H196ZM195 149V150H196ZM237 149V148H236ZM69 150V149H68ZM78 150H80V149H78ZM130 150V149H129ZM140 150V149H139ZM142 150V149H141ZM149 151L151 150V148H149L148 149ZM147 150V151H148ZM176 150L178 151V148H176ZM175 150V151H176ZM182 150V149H181ZM180 150V151H181ZM186 150V149H185ZM195 150H192L193 152L195 151ZM197 150H199V149H197ZM144 151V150H143ZM146 151V152H147ZM174 151V150H173ZM174 151V152H175ZM191 151V152H192ZM67 152V151H66ZM93 152V151H92ZM96 152V151H95ZM137 152H138V150H137ZM145 152V151H144ZM153 152H155V151H153ZM157 152V151H156ZM155 152V153H156ZM159 152V151H158ZM82 153V152H81ZM101 153H105V152H101ZM122 153V152H121ZM126 153V152H125ZM136 153V152H135ZM160 153V152H159ZM173 153V152H172ZM181 153H182V151H181ZM184 153V152H183ZM186 153V152H185ZM185 153H184V155H185ZM97 154V153H96ZM116 154H117V152H116ZM115 154V155H116ZM141 154V153H140ZM157 154V153H156ZM165 155V157H167L168 155H166L167 153L165 152L164 153ZM177 154V153H176ZM193 154V153H192ZM194 154H195V152H194ZM127 155V154H126ZM142 155V154H141ZM146 155V154H145ZM149 155V154H148ZM154 155V154H153ZM182 155V154H181ZM196 155V154H195ZM96 156V155H95ZM120 156V155H119ZM118 156V157H119ZM150 156V155H149ZM162 156V155H161ZM193 156V155H192ZM116 157V156H115ZM114 157V158H115ZM121 157V156H120ZM120 157H119V159H120ZM124 157V156H123ZM173 157V156H172ZM179 157V156H178ZM184 157V156H183ZM187 157V156H186ZM99 158V157H98ZM142 158V157H141ZM147 158H148V156H147ZM159 158V157H158ZM185 158V157H184ZM194 158V157H193ZM36 159V158H35ZM175 159V158H174ZM191 159V158H190ZM34 160V159H33ZM116 160V159H115ZM121 160V159H120ZM140 160V159H139ZM138 160V161H139ZM150 160V159H149ZM148 160V161H149ZM152 160H153V158H152ZM156 160V159H155ZM161 160V159H160ZM165 160V159H164ZM172 160V159H171ZM193 160V159H192ZM194 160L195 161H198V160H196L195 158H194ZM193 160V161H194ZM97 161V160H96ZM100 161V160H99ZM106 161V160H105ZM130 161H132V160H130ZM145 161V160H144ZM162 161V160H161ZM166 161V160H165ZM167 161H168V158H167ZM173 161V160H172ZM182 161V160H181ZM185 161V160H184ZM5 163L6 165H8V166H10V168L12 167V168H14V169H16L17 171H19V172H22V173H24V174H26L27 176H29L36 184H38L40 187H42L45 191H47V192H49V193H52V194H54V195H57V196H59V197H61V199H62V203H59L60 204V207H63L62 205H63V201H65V197H71V198H74V199H76V200H78V201H80L82 204H85V205H83V207H84V212H87V215H88V211H90L91 212V215L92 216H94L93 215V213L95 214V216H94V218H95V222H96V225H98V227L101 229V231L105 234V235H107V236H109L110 237V235L108 234V232H107V230H106V227H105V223L103 222V220L104 221H107L106 220V217H105V214L104 213H102L100 210H98V209H96L86 198H88V197H86L85 198V196H84V194L82 195V194H80V193H77V192H73V191H67V190H64V189H61V188H58V186L57 185H55L51 180H48L47 179V177L44 175V174H42L33 164H36V163H34V161H32L31 159H30V157H28L24 152H22L21 150H20V148L17 146V145H14V144H10V143H8L7 141H5V139H3L2 137H0V163ZM36 162V161H35ZM52 162V161H51ZM80 162V161H79ZM110 162H111V160H110ZM135 162V161H134ZM154 162V161H153ZM187 162H189V161H187ZM63 163H64V160H63ZM81 163V162H80ZM123 163V162H122ZM127 163V162H126ZM131 163V162H130ZM141 163V162H140ZM151 163H152V161H151ZM154 163H157L158 165L160 164V163H158V161H156V162H154ZM164 163V162H163ZM162 162H161V164L160 165H162L163 164ZM184 163V162H183ZM197 163H200V162H197ZM196 163V164H197ZM62 164V163H61ZM109 164V163H108ZM111 164V163H110ZM125 164V163H124ZM142 164V163H141ZM147 164V163H146ZM156 164V165H157ZM168 164V163H167ZM170 164V163H169ZM131 165V164H130ZM135 165H137V164H135ZM134 165V166H135ZM153 165V164H152ZM151 165V166H152ZM187 165H188V163H187ZM189 165H191L192 166V164H189ZM204 165V164H203ZM212 165V164H211ZM97 166V165H96ZM106 166V165H105ZM117 166V165H116ZM122 166V165H121ZM126 166V165H125ZM132 166V165H131ZM138 166H139V164H138ZM137 166V167H138ZM145 166V165H144ZM147 166V165H146ZM154 166H155V164H154ZM171 166V165H170ZM184 166V165H183ZM182 166V167H183ZM7 167V166H6ZM99 167V166H98ZM115 167V166H114ZM130 167V166H129ZM142 167V166H141ZM140 167V168H141ZM147 167H149V166H147ZM156 167V166H155ZM157 167H159V166H157ZM169 167V166H168ZM168 167H166V168H168ZM200 167V166H199ZM123 168V167H122ZM139 168V169H140ZM181 168V167H180ZM183 168H185V167H183ZM201 168V167H200ZM125 169H127L128 170V168H125ZM138 169V168H137ZM142 169V168H141ZM157 169H159V168H157ZM169 169V168H168ZM186 169V168H185ZM205 170H206V172H210L209 171V169H208V167H205L204 168ZM113 170V169H112ZM111 170V171H112ZM127 170H125L126 172H127ZM146 170V169H145ZM155 170V169H154ZM167 169H165V168H163V165L161 166V168L158 170V173H159V176H160V178H157L156 179V182L154 183V184H152L151 186H152V188L151 189H148L146 192V196H147V201H151L152 200V197L149 195V193L150 194H156V191H158V190H160L161 189V185H167L166 187H165V189H167L168 191L169 190H171L170 192H172V195L174 194V195H176V188L174 187V186H177V183H175L174 181H172V182H166L165 180H164V178H161V177H165V178H167L166 177V173H165V171H166ZM170 170V169H169ZM168 170V171H169ZM173 170V169H172ZM92 171V170H91ZM98 171V170H97ZM117 171V170H116ZM123 171V170H122ZM140 171H142V170H140ZM151 171V170H150ZM153 171V170H152ZM167 171V172H168ZM171 171V170H170ZM174 171V170H173ZM177 171V170H176ZM180 171V170H179ZM184 171V169L182 170V172ZM186 171H188V170H186ZM84 172V171H83ZM93 172V171H92ZM156 172V171H155ZM185 172V171H184ZM202 172V171H201ZM101 173H102V171H101ZM117 173V172H116ZM115 173V174H116ZM121 173V172H120ZM142 173V172H141ZM149 173V172H148ZM153 173V172H152ZM187 173V172H186ZM113 174V173H112ZM129 174V173H128ZM172 174H174V173H172ZM172 174H170L169 176H171ZM176 175H178L177 173H175ZM81 175V174H80ZM83 175V174H82ZM105 175V174H104ZM111 175V174H110ZM135 175V174H134ZM94 176V175H93ZM101 176V175H100ZM112 176V175H111ZM115 176H117V175H115ZM124 176V175H123ZM127 176V175H126ZM132 176V175H131ZM168 176V175H167ZM172 176H174V178H175V175H172ZM184 176V175H183ZM183 176H180V177H183ZM207 176V175H206ZM76 177V176H75ZM142 177H143V175H142ZM150 177H151V175H150ZM215 178H217L218 180H221V176H214ZM117 178V177H116ZM127 178H129L128 176H127ZM145 178V177H144ZM155 178H156V176H155ZM185 178V177H184ZM183 178V179H184ZM112 179V178H111ZM114 179V178H113ZM119 179H120V177H119ZM143 179V178H142ZM142 179H140V180H142ZM168 179V178H167ZM169 179H171V178H169ZM168 179V180H169ZM176 179V178H175ZM127 180V179H126ZM134 180V179H133ZM137 180V179H136ZM144 180V179H143ZM149 180V179H148ZM153 180V179H152ZM171 180H173V178L171 179ZM176 180H178V179H176ZM179 181V180H178ZM132 182H134V181H132ZM142 182V181H141ZM151 182V181H150ZM154 182V181H153ZM152 182V183H153ZM122 183V182H121ZM125 183V182H124ZM136 183V182H135ZM143 183H145V182H143ZM188 183H189V181H188ZM220 183H222V182H220ZM119 184V183H118ZM127 184V183H126ZM146 184H147V182H146ZM149 184V183H148ZM179 184V183H178ZM195 183H193V185H194ZM143 185V184H142ZM145 185V184H144ZM143 185V186H144ZM150 185V184H149ZM180 185V184H179ZM183 185V184H182ZM185 185V184H184ZM183 185V186H184ZM190 185V184H189ZM197 185V184H196ZM235 185V184H234ZM146 187H147V185H145ZM183 186H177L178 188H177V193L180 195V196H182V198H193V201H191V202H183V203H180L178 206H179V208H180V210L182 211V212H187V213H189V214H192L191 216H180V215H174V216H172V211L174 210V206H175V204H174V206H172L171 205V203L169 202V201H162L161 200V203H158V204H156V205H153L154 207H155V209L156 210H159V209H162L163 207H162V205H166L167 206V209L165 210H160V212H158V214H157V218H159L158 220H161V221H164V223H166V224H169L171 227H173L174 229H177L178 230V232L181 234V235H183V237H185L186 238V242L190 245V241H188L189 239H191L193 242H194V244H195V247H196V249H198L197 250V252H198V255L196 256L197 257V259H200V260H203L205 263H207V264H218V262H217V258H218V247L219 248H221V246H224V247H226V242L224 243L223 241H222V239H218V242H216V243H214L215 245H211V247L209 246V248H205L204 246H203V243H212L214 240H212V239H210L209 237H208V235L207 234H209V230H211L214 226H216V224L214 223V222H210L211 221V219H215L218 215H216L217 213L216 212H214V210L207 204V202L203 199V197L201 196V195H199V194H196V193H188L184 188H182ZM188 186V185H187ZM198 186V185H197ZM196 186V187H197ZM173 187V189H171ZM147 189V188H146ZM193 189H194V187H193ZM197 189V188H196ZM14 190V189H13ZM115 190V189H114ZM133 189H131V191H132ZM139 190V189H138ZM166 190V191H167ZM76 191V190H75ZM117 191H118V187H117ZM145 191V190H144ZM136 192V191H135ZM143 192V191H142ZM164 193H165V191H163ZM158 193V192H157ZM119 194V193H118ZM131 194V193H130ZM160 194V193H159ZM171 194V193H170ZM177 194V195H178ZM202 194V193H201ZM245 194H247V193H245ZM41 195V194H40ZM120 195V194H119ZM123 195V194H122ZM134 195V194H133ZM152 195V196H153ZM141 196H143V194L141 195ZM160 196H162V195H160ZM111 197V196H110ZM70 198V199H71ZM122 198H124L123 196H122ZM144 198V197H143ZM173 198L175 199V196H173ZM111 199V198H110ZM130 200V199H129ZM126 201H127V199H126ZM153 201V200H152ZM156 201H157V199H156ZM156 201H155V203H156ZM159 201V200H158ZM183 201V200H182ZM60 202V201H59ZM72 202V201H71ZM132 202V201H131ZM173 202L174 203H177L176 202V200H173ZM65 203V202H64ZM92 203H94V202H92ZM148 203V202H147ZM149 203H151V202H149ZM209 203V202H208ZM41 204H42V202H41ZM152 204V203H151ZM258 205H259V202L257 203ZM132 205H135V204H132ZM40 206H42V205H40ZM44 207H45V205H43ZM177 206V205H176ZM260 206H262V205H260ZM259 206V207H260ZM66 207V206H65ZM75 207V206H74ZM102 208V207H101ZM100 208V209H101ZM129 208V207H128ZM166 208V207H165ZM136 211H137V209H135ZM148 210V209H147ZM64 211V210H63ZM124 211V210H123ZM180 211V212H181ZM66 212V211H65ZM78 212H80V211H78ZM138 212V211H137ZM148 212V211H147ZM81 213V212H80ZM83 213V212H82ZM134 213H135V211H134ZM170 213H171V216L173 217H171L170 216ZM129 214V213H128ZM167 216H166V215ZM183 214V213H182ZM219 214V213H218ZM63 215V214H62ZM66 215H67V213H66ZM125 215H126V213H125ZM141 215V214H140ZM60 216V215H59ZM99 216L102 218H99ZM128 216V215H127ZM143 216V215H142ZM178 216V217H177ZM141 217V216H140ZM88 218V217H87ZM91 218V217H90ZM134 218V217H133ZM142 218H144V217H142ZM142 218H140V219H142ZM154 218H156L155 216H154ZM157 218L156 219H154V220H157ZM234 218V217H233ZM65 219V218H64ZM110 219V218H109ZM73 220V219H72ZM151 220V219H150ZM206 220V221H205ZM221 222H223L224 223V221H223V219H222V217L219 219ZM227 220V219H226ZM71 221V220H70ZM93 221V220H92ZM124 221V220H123ZM137 221V220H136ZM147 221V220H146ZM72 222V221H71ZM77 222V221H76ZM85 222V221H84ZM139 222V221H138ZM198 222H201V224H199ZM204 222H208L207 223V226L205 225L204 227H203V224L202 223H204ZM228 224L226 225V226H228V227H230L231 229H232V233H230V236H231V238H232V240L234 241V242H236V243H240V246L238 247V251H246L245 252V255H244V257L242 256V255H239L241 258H244L245 260H242V261H240L238 264H250L249 262H248V260H252L254 263L253 264H264V252L263 251H261V252H257L256 250L255 251H251V237L250 236H247V235H245V233H249V232H247L246 230H244V229H242V228H237L236 226H234L233 224H231L229 221H226ZM66 223V222H65ZM149 224V223H148ZM161 224V223H160ZM73 225V224H72ZM77 224H75V226H76ZM86 225V224H85ZM90 225V224H89ZM111 225V224H110ZM113 225V224H112ZM116 225V224H115ZM135 225H138V224H135ZM143 225V224H142ZM87 226V225H86ZM122 226H124V225H122ZM139 226V225H138ZM141 226V225H140ZM148 226H150V225H148ZM161 226V225H160ZM81 227V226H80ZM83 227H85V226H83ZM97 227V228H98ZM117 227V226H116ZM143 227V226H142ZM145 227V226H144ZM151 228H152V230H153V226H150ZM166 227V226H165ZM169 226H167V228H168ZM170 227V228H171ZM248 227V226H247ZM76 228V227H75ZM79 228V227H78ZM86 228V227H85ZM84 228V229H85ZM111 228V227H110ZM136 228V227H135ZM157 228V227H156ZM163 228V227H162ZM89 229H91V228H89ZM118 229V228H117ZM194 229H200V231L199 232H196V230H194ZM230 229V230H231ZM68 230V229H67ZM77 230V229H76ZM92 230V229H91ZM94 230V229H93ZM111 230V229H110ZM132 230V229H131ZM134 230V229H133ZM164 230V229H163ZM87 231H89V230H87ZM109 231V230H108ZM129 231H130V229H129ZM147 231V230H146ZM156 231V230H155ZM173 231V230H172ZM223 231V230H222ZM145 232V231H144ZM166 233L167 232H169V231H165ZM176 231L174 230V233H175ZM201 232H202V234H201ZM208 232V233H207ZM102 233V234H103ZM149 233H150V231H149ZM148 233V234H149ZM95 234V233H94ZM111 234V233H110ZM131 234V233H130ZM155 234H157V233H155ZM70 235V234H69ZM93 235V234H92ZM141 235V234H140ZM154 235V234H153ZM167 235V234H166ZM82 236H83V234H82ZM89 236H90V234H89ZM106 236V237H107ZM123 236H124V234H123ZM128 236V235H127ZM177 236H179V235H177ZM207 237V240H205L203 237ZM79 237V236H78ZM96 237H97V235H96ZM138 237V236H137ZM148 237V236H147ZM150 237V236H149ZM156 237V236H155ZM84 238V237H83ZM90 238V237H89ZM88 237L85 239L87 242H88V239H89ZM93 238H94V236H93ZM98 238V237H97ZM131 238H132V235H131ZM166 238V237H165ZM164 238V239H165ZM169 238V237H168ZM253 238H255V237H253ZM71 239V238H70ZM78 239V238H77ZM81 239H82V237H81ZM113 239H115L114 241H113ZM111 238L110 237V242L112 243V245H113V248H114V250L115 251H118V249H117V247H118V245H119V243L121 242L122 244H125L124 243V241H122L121 240V237H120V239L117 237V238ZM127 239H128V237H127ZM155 239V238H154ZM160 239H161V241H162V243L160 244V245H164V239L162 238V237H160ZM85 240L83 239V241H84V243H85ZM90 240V239H89ZM94 240H96V239H94ZM107 240H109V239H107ZM158 240V239H157ZM169 240H170V238H169ZM104 241V240H103ZM131 241V240H130ZM138 242H139V239L137 240ZM151 241V240H150ZM99 242V241H98ZM132 242V241H131ZM144 242V241H143ZM155 242H157V241H155ZM159 242V241H158ZM166 242V241H165ZM254 242V241H253ZM89 244H90V248H92L93 250H94V248L95 247H97V246H99L98 244L99 243H97V246H96V243L91 239V243L90 242H88ZM101 243V242H100ZM134 243V242H133ZM146 243V242H145ZM173 243V242H172ZM102 244V243H101ZM142 244V243H141ZM234 244V243H233ZM255 244V243H254ZM131 245V244H130ZM143 245V244H142ZM149 245V244H148ZM110 246V245H109ZM108 246V247H109ZM137 247V246H136ZM236 247H237V245H236ZM147 248V247H146ZM165 248V247H164ZM169 248V247H168ZM98 249H99V247H98ZM107 249V248H106ZM150 249V248H149ZM208 249L209 250H211V253H208ZM85 250V252H86V249H84ZM101 250H102V248H101ZM108 250V249H107ZM151 250H153V249H151ZM172 251V249H169V251ZM89 251H91V250H89ZM106 251V250H105ZM111 251V250H110ZM134 251V250H133ZM16 256H17V252H18V249H16ZM74 252V251H73ZM109 252V251H108ZM138 252V251H137ZM174 252V251H173ZM141 253V252H140ZM150 253H152V252H150ZM239 253V252H238ZM83 254V253H82ZM146 254V253H145ZM169 254V253H168ZM175 254V253H174ZM109 255V254H108ZM141 255H143V254H141ZM147 255V254H146ZM150 255H152V254H150ZM209 255V256H208ZM224 255V254H223ZM228 255H229V253H228ZM83 256H84V254H83ZM91 256V255H90ZM110 256H111V253H110ZM175 256H178L177 254L175 255ZM18 257V256H17ZM138 258H140V256H137ZM147 257V256H146ZM237 257V256H236ZM84 258H85V256H84ZM97 258H99L98 256H97ZM120 258L125 262V263H130L127 259H125V258H123L122 256H120ZM137 258V259H138ZM209 258V261H206L207 259ZM215 259L216 261L214 262H210V260L211 259ZM91 259V258H90ZM93 259V258H92ZM114 259V258H113ZM147 259V258H146ZM146 259H143L144 261H138V262H136V261H134V263L135 264H148V263H146L145 261H146ZM195 259V261H197V259L196 258H194ZM177 260V259H176ZM192 259L191 258H188V260L187 261H191ZM83 261V260H82ZM103 261V260H102ZM114 261V260H113ZM151 261H153V260H151ZM156 261H158V260H156ZM116 262V261H115ZM114 262V263H115ZM180 262V261H179ZM178 262V263H179ZM103 263H104V261H103ZM113 263V262H112ZM150 263H152V262H150ZM158 263V262H157ZM28 264H33V263H31V262H29ZM131 264V263H130ZM201 264H202V261H201Z\"/></svg>", "mask_w": 264, "mask_h": 264}, {"label": "snow or ice", "instance_id": "snow-or-ice-1", "mask_svg": "<svg viewBox=\"0 0 264 264\" xmlns=\"http://www.w3.org/2000/svg\"><path fill=\"white\" fill-rule=\"evenodd\" d=\"M3 167V165L2 164H0V168H2Z\"/></svg>", "mask_w": 264, "mask_h": 264}]
</instances>
